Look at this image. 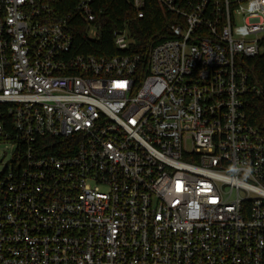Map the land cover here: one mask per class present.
<instances>
[{"label": "built area", "instance_id": "2783aa9c", "mask_svg": "<svg viewBox=\"0 0 264 264\" xmlns=\"http://www.w3.org/2000/svg\"><path fill=\"white\" fill-rule=\"evenodd\" d=\"M96 1L0 0V264H264V0H156L146 64L75 54Z\"/></svg>", "mask_w": 264, "mask_h": 264}, {"label": "trees", "instance_id": "16d2710c", "mask_svg": "<svg viewBox=\"0 0 264 264\" xmlns=\"http://www.w3.org/2000/svg\"><path fill=\"white\" fill-rule=\"evenodd\" d=\"M145 17L138 19L136 10L125 0H97L95 21L79 18L73 24L75 54L114 56L130 53L148 61L153 46L170 37V25L175 17L164 11L156 0H146ZM127 29L132 38L128 50H120L115 43V32ZM96 31L92 36L91 31ZM246 70L252 77L264 81V56L247 59ZM250 112L255 124L264 121V96H255ZM57 153V149L47 150Z\"/></svg>", "mask_w": 264, "mask_h": 264}, {"label": "rangeland", "instance_id": "374dc122", "mask_svg": "<svg viewBox=\"0 0 264 264\" xmlns=\"http://www.w3.org/2000/svg\"><path fill=\"white\" fill-rule=\"evenodd\" d=\"M12 148L5 144L0 143V172L3 171L6 163L11 159Z\"/></svg>", "mask_w": 264, "mask_h": 264}]
</instances>
